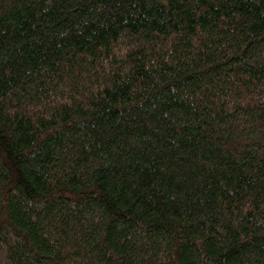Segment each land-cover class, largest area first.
<instances>
[{"label":"trees","instance_id":"1","mask_svg":"<svg viewBox=\"0 0 264 264\" xmlns=\"http://www.w3.org/2000/svg\"><path fill=\"white\" fill-rule=\"evenodd\" d=\"M0 264H264V0H0Z\"/></svg>","mask_w":264,"mask_h":264}]
</instances>
